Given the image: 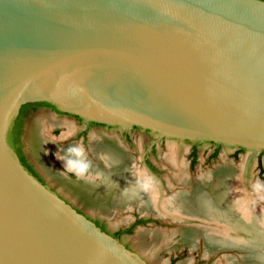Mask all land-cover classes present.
Masks as SVG:
<instances>
[{
  "label": "water",
  "instance_id": "obj_1",
  "mask_svg": "<svg viewBox=\"0 0 264 264\" xmlns=\"http://www.w3.org/2000/svg\"><path fill=\"white\" fill-rule=\"evenodd\" d=\"M34 101L264 150V1L0 0V264H149L22 165L8 135Z\"/></svg>",
  "mask_w": 264,
  "mask_h": 264
},
{
  "label": "rangeland",
  "instance_id": "obj_2",
  "mask_svg": "<svg viewBox=\"0 0 264 264\" xmlns=\"http://www.w3.org/2000/svg\"><path fill=\"white\" fill-rule=\"evenodd\" d=\"M38 117H42L44 123L43 132L46 139L43 147L44 160L47 164L54 167L58 173L70 178L69 180L71 181L78 180L79 175L58 158V149L65 153L68 149L75 147L78 149L81 157L87 161H91L95 165L100 164L99 159L94 153L92 140L97 135H102L107 139L118 142L126 152V159L133 162L138 169L147 172L141 159L148 154V149L152 145L154 136H160L154 131L149 134L143 130H134L131 132V142L127 143L122 132V128L126 127L109 128L93 125L88 130L86 138L87 144L91 141L93 155L90 153L88 155V153L86 154L82 151L84 149V145H82L83 135L77 134L78 130L82 129L85 121L79 122L73 115L66 114V112L58 114L42 109L33 115L27 125L25 139L27 140L29 152L32 151L30 145L31 130L33 123ZM53 124H57L56 126L58 127V130L54 134L51 132ZM160 137L156 142L158 150L156 153L149 154L155 166V175L153 174V177L148 172L147 174L161 188L162 191L160 193L162 198L177 199L179 191L191 190L203 175L216 174L219 170L226 169L230 173H233L232 176L240 180L242 188L249 199H255L257 204L264 205V196L262 197L260 193L261 191L264 192V155L260 159L262 150L256 152L245 148L244 150H239L235 146L224 144L218 154L211 158L209 157L211 146L205 143L200 146L198 151L199 160L197 164L194 168H190L189 160L192 144L185 141L186 139L164 136L165 139L162 141V136ZM172 145L176 148V162H173L171 154H169ZM127 151L131 159L128 157ZM31 155L33 156L32 152ZM33 158L35 159L34 156ZM38 164L44 171V176L49 185L55 189L49 188L52 192L58 195L59 193L62 194L65 198L83 208L88 215L106 219L113 230H117L120 227L124 229L131 227L130 233L123 234L119 242L148 263L169 264L171 259H174L173 264H230V259H235L239 264H245V259L243 260L245 253L243 254L244 251H241V249L211 248L207 245L202 235L199 236L196 242L191 244L188 241H182L180 237L183 230L186 227L194 226V224L190 225V223H187L188 225H185V222L182 223L161 212L142 210L140 203L127 208L113 209L108 212L88 207L67 193L59 184L51 179L39 162ZM68 203L71 204L70 202ZM139 216L151 220H148V223L134 226V221Z\"/></svg>",
  "mask_w": 264,
  "mask_h": 264
},
{
  "label": "bare ground",
  "instance_id": "obj_3",
  "mask_svg": "<svg viewBox=\"0 0 264 264\" xmlns=\"http://www.w3.org/2000/svg\"><path fill=\"white\" fill-rule=\"evenodd\" d=\"M43 129L42 117H38L31 130V152L51 179L78 201L104 212L140 203L142 210L161 212L185 225L194 224L183 230L182 241L191 244L202 235L211 248L244 251L245 264H264V205L248 198L233 173L223 169L203 175L191 190L179 191L177 199H164L161 188L147 172L126 159L118 142L97 135L92 145L100 164L81 157L75 147L65 153L57 150L58 158L79 175L78 180L71 181L44 160ZM174 147L169 154L176 162ZM260 193L263 197L264 192ZM230 264L239 263L230 259Z\"/></svg>",
  "mask_w": 264,
  "mask_h": 264
},
{
  "label": "flooded vegetation",
  "instance_id": "obj_4",
  "mask_svg": "<svg viewBox=\"0 0 264 264\" xmlns=\"http://www.w3.org/2000/svg\"><path fill=\"white\" fill-rule=\"evenodd\" d=\"M42 109H46V110H50L53 111L54 113H64L62 111H60L55 105L46 102V101H34V102H28L26 104H24L18 114L16 115V117L14 118V121L11 125V129H15L17 130V135H18V139H19V144L22 148L23 154H24V160L21 159L20 155L17 154L20 162L22 163V165L25 167L26 170H28V172H30L38 181H40L41 183H43L45 186H47L48 188L55 190L52 186L49 185V183L47 182L45 176H44V171L42 170V168L39 166L38 162L30 155V152L27 149V140L25 139L26 136V129H27V125L30 121V119L33 117V115L38 112L39 110ZM66 114H70V113H66ZM73 115V117H75L76 119H78L79 122H83L85 121V123L83 124L82 129L78 130V135L82 134L83 135V140H82V145H84V149H82V151L84 153H89L91 155L92 154V148H91V141L89 142V144H87L86 138H87V133L88 130L93 126H101V127H109V128H121L119 125H109V124H103V123H98V122H93V121H87L77 115L71 114ZM57 124H53V126L51 127V132L52 134H54V132H56L58 130V127L56 126ZM57 127V128H56ZM134 130H143L146 133L152 132V130L149 129H145L139 126H131V127H126V128H122V132L124 134V138H126L127 143L131 142V132H133ZM157 138V139H156ZM161 138L160 136L156 137L154 136V139L152 140V145L150 146V149H148V154H146L142 159V163L144 164V167H147L151 173H153L155 175V166L152 163V160L149 157L150 153H156L157 149V141L158 139ZM165 137H162V141H164ZM185 141L190 142L191 148H190V160H189V166L190 168H194L195 165L197 164L199 158H198V151L200 149V146H202L205 143H208L211 146V152L209 154V157L213 158L215 157L220 148L222 146H224V144L221 143H217L214 141H209V140H205V141H201V140H189L186 139ZM120 142V141H119ZM122 144V143H121ZM124 146V145H123ZM80 147V146H79ZM237 149L239 150H244V148L241 147H237L235 146ZM83 148V147H82ZM126 148V147H125ZM16 152V151H15ZM128 153V157L130 158V154ZM88 155H86L88 157ZM264 155V150L261 151L260 153V159L261 156ZM93 157V156H92ZM131 159V158H130ZM135 160V159H134ZM150 174V173H148ZM56 192H58L56 190ZM59 193V192H58ZM59 195L64 198L67 202H70L72 204V206L78 210L79 212L85 214L89 219H91L97 226H99L102 230L106 231L107 233L111 234L113 237L117 238L118 240L121 239V236L123 234H128L130 233V228L131 227H127V228H122L120 227L117 230H113L112 228H110V224L106 219L100 218V217H92L90 215H88L83 208H81L79 205L71 202L70 200H68L67 198H65L62 194L59 193ZM148 220L151 219H147L145 217H136L135 221H134V226L139 225V224H144V223H148ZM175 258V257H174ZM174 260V259H173ZM173 260L171 259V262L169 264H173ZM152 264V263H149Z\"/></svg>",
  "mask_w": 264,
  "mask_h": 264
},
{
  "label": "trees",
  "instance_id": "obj_5",
  "mask_svg": "<svg viewBox=\"0 0 264 264\" xmlns=\"http://www.w3.org/2000/svg\"><path fill=\"white\" fill-rule=\"evenodd\" d=\"M261 1H264V0H261ZM16 131L17 130H15V129L14 130L11 129L9 131L8 140H9L10 145L16 151V153L19 154L21 159L25 161L24 154H23L22 148L19 144V139H18V135H17Z\"/></svg>",
  "mask_w": 264,
  "mask_h": 264
}]
</instances>
